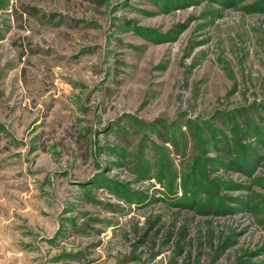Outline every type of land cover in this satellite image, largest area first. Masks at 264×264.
I'll return each instance as SVG.
<instances>
[{
  "label": "rangeland",
  "instance_id": "1",
  "mask_svg": "<svg viewBox=\"0 0 264 264\" xmlns=\"http://www.w3.org/2000/svg\"><path fill=\"white\" fill-rule=\"evenodd\" d=\"M0 264H264V0H0Z\"/></svg>",
  "mask_w": 264,
  "mask_h": 264
}]
</instances>
